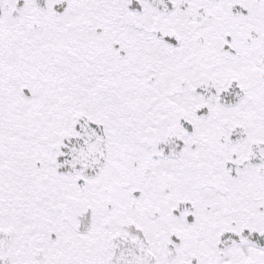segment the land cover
<instances>
[{
    "label": "snow or ice",
    "instance_id": "6c2138e0",
    "mask_svg": "<svg viewBox=\"0 0 264 264\" xmlns=\"http://www.w3.org/2000/svg\"><path fill=\"white\" fill-rule=\"evenodd\" d=\"M0 264H264V0H0Z\"/></svg>",
    "mask_w": 264,
    "mask_h": 264
}]
</instances>
